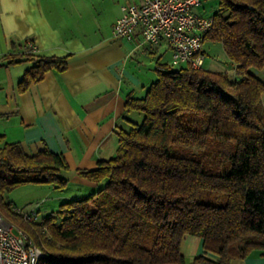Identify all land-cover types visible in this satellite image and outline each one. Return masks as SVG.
<instances>
[{"label": "trees", "instance_id": "1", "mask_svg": "<svg viewBox=\"0 0 264 264\" xmlns=\"http://www.w3.org/2000/svg\"><path fill=\"white\" fill-rule=\"evenodd\" d=\"M205 36L223 43L239 79L227 73L157 65L143 97L128 112L143 120L117 132L118 149L82 172L102 183L72 198L42 221L14 212L6 195L27 183L64 190L70 168L62 153L28 154L0 136V210L44 251L39 264H231L264 252V0H218ZM36 56L24 90L66 56ZM186 236L202 239L192 261Z\"/></svg>", "mask_w": 264, "mask_h": 264}, {"label": "crops", "instance_id": "2", "mask_svg": "<svg viewBox=\"0 0 264 264\" xmlns=\"http://www.w3.org/2000/svg\"><path fill=\"white\" fill-rule=\"evenodd\" d=\"M130 2L141 0H0L2 142H20L28 154L43 149L62 153L70 166L65 172L69 182L82 186L69 191L68 198L87 196L102 186L82 172L115 156L117 132L140 116L127 111L128 97H143L158 78V72L146 71L147 61L172 54L165 41L138 47L113 37L122 5ZM29 39L35 41L37 55L66 56L68 64L20 90L26 70L36 61V56L23 55L22 45ZM202 251L200 237H185V257L191 254L193 260ZM231 264H264V252Z\"/></svg>", "mask_w": 264, "mask_h": 264}, {"label": "built area", "instance_id": "3", "mask_svg": "<svg viewBox=\"0 0 264 264\" xmlns=\"http://www.w3.org/2000/svg\"><path fill=\"white\" fill-rule=\"evenodd\" d=\"M210 0H141L122 5V14L112 28L113 37L127 38L140 47L143 43L165 41L172 51L173 65L204 68V36L213 29L214 17L200 11ZM141 37V38H140ZM22 51L37 53L34 40L22 45ZM25 219L38 221L39 211L13 207ZM44 251L21 227L8 221L0 210V264H39Z\"/></svg>", "mask_w": 264, "mask_h": 264}, {"label": "rangeland", "instance_id": "4", "mask_svg": "<svg viewBox=\"0 0 264 264\" xmlns=\"http://www.w3.org/2000/svg\"><path fill=\"white\" fill-rule=\"evenodd\" d=\"M201 7L200 10L204 11L203 8L205 7L206 14L210 15L218 9V0L206 1ZM203 49L206 53L204 68L227 73L232 79L240 78L234 64L227 55L222 42L206 38L203 42ZM164 52L165 51L162 50L163 54ZM160 59L161 61L169 63L172 59V54L167 51L162 57L156 55L155 59L148 60L146 71L155 72L157 74V61ZM170 64L176 68L181 66L173 65L172 62H170ZM250 70L253 74L264 80V67H252ZM142 120L143 115H140L137 121L141 122ZM81 187L82 186L75 182H68L64 190H60L51 184L27 183L7 193L6 200L12 204V207L18 206L31 208L36 206L39 211L38 221H42L43 218L50 216L52 213H55L60 209L62 203L72 199L71 197L68 198L66 196L69 191L72 192ZM187 238L189 240L190 236H187ZM186 259L189 262L192 261L191 254L187 253Z\"/></svg>", "mask_w": 264, "mask_h": 264}]
</instances>
